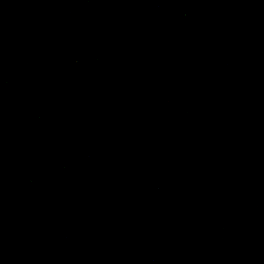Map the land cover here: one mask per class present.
Masks as SVG:
<instances>
[{"label": "water", "instance_id": "95a60500", "mask_svg": "<svg viewBox=\"0 0 264 264\" xmlns=\"http://www.w3.org/2000/svg\"><path fill=\"white\" fill-rule=\"evenodd\" d=\"M0 264H264V0H0Z\"/></svg>", "mask_w": 264, "mask_h": 264}]
</instances>
